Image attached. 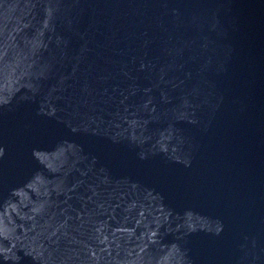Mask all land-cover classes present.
<instances>
[{"label":"water","instance_id":"95a60500","mask_svg":"<svg viewBox=\"0 0 264 264\" xmlns=\"http://www.w3.org/2000/svg\"><path fill=\"white\" fill-rule=\"evenodd\" d=\"M0 264H264V0H0Z\"/></svg>","mask_w":264,"mask_h":264}]
</instances>
